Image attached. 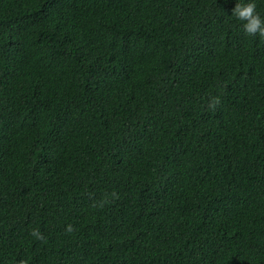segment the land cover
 Masks as SVG:
<instances>
[{"label":"trees","instance_id":"1","mask_svg":"<svg viewBox=\"0 0 264 264\" xmlns=\"http://www.w3.org/2000/svg\"><path fill=\"white\" fill-rule=\"evenodd\" d=\"M236 2L0 0V264H264V37Z\"/></svg>","mask_w":264,"mask_h":264},{"label":"clouds","instance_id":"2","mask_svg":"<svg viewBox=\"0 0 264 264\" xmlns=\"http://www.w3.org/2000/svg\"><path fill=\"white\" fill-rule=\"evenodd\" d=\"M231 15L242 23V28L247 34L264 37V16L256 10V0H240V2H236ZM213 99L215 103H219L218 97ZM65 231L72 232L73 226L71 224L66 225ZM30 235L38 241L44 239L43 234L36 228L30 231ZM20 264H27V262L21 260Z\"/></svg>","mask_w":264,"mask_h":264}]
</instances>
